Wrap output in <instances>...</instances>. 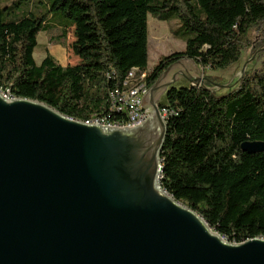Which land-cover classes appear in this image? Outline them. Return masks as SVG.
Masks as SVG:
<instances>
[{"label":"trees","instance_id":"trees-1","mask_svg":"<svg viewBox=\"0 0 264 264\" xmlns=\"http://www.w3.org/2000/svg\"><path fill=\"white\" fill-rule=\"evenodd\" d=\"M45 13L13 18L0 7V90L10 97L42 102L61 114L87 121L108 111V93L132 69L146 71L150 87L180 59L211 73L236 64L264 39V0H44ZM61 14L73 27L74 65L62 66L33 52L46 30V15ZM175 18L185 48L162 56L151 71L147 16ZM254 48V47H252ZM129 87V80L122 90ZM159 107L174 111L160 152V186L197 212L230 242L264 238V151L241 150L245 141L264 142V61L230 88L204 84L168 87Z\"/></svg>","mask_w":264,"mask_h":264},{"label":"water","instance_id":"water-1","mask_svg":"<svg viewBox=\"0 0 264 264\" xmlns=\"http://www.w3.org/2000/svg\"><path fill=\"white\" fill-rule=\"evenodd\" d=\"M187 63L198 66L180 59L159 74L135 127L76 120L0 90V264H264L263 237L226 240L159 184L160 99L181 77L204 81ZM241 150L263 152L264 142Z\"/></svg>","mask_w":264,"mask_h":264},{"label":"rangeland","instance_id":"rangeland-1","mask_svg":"<svg viewBox=\"0 0 264 264\" xmlns=\"http://www.w3.org/2000/svg\"><path fill=\"white\" fill-rule=\"evenodd\" d=\"M11 5H13V18H18L28 12L40 15L41 13H45L47 7L44 0H0V7ZM46 18V30L40 31L37 35V45L33 52L35 63L39 65L45 54L48 52L59 64L62 63V65H65L66 63V65H74L78 62V57H76L71 50V43L74 40L73 27L68 25V22L65 21L61 14L46 15ZM147 24V70L151 71L160 57L167 56L172 52L183 50L185 48V40L182 36L177 34L180 32V24L175 18L162 20L158 16L148 14ZM249 37L252 46L242 52V57L236 64H233L224 70L212 71V73L207 68L201 67L205 70L203 75L199 76L204 78L203 82H195L190 79L187 82H180V79H178L176 85H196L200 83L210 88L213 92H221L230 88L239 77L258 68L264 61V39L262 40L263 45L259 46V36L256 30L251 31ZM186 66L189 67L190 71L196 69V67L191 64H186ZM175 69L176 68H174L173 71H175ZM146 74L148 76L146 71H138L133 77H145ZM128 78H130V75H128ZM211 81L217 84L220 83L221 85L219 84L220 86H215V84H211ZM163 97L164 96L161 97L159 104L163 102ZM144 107L150 112L148 107ZM213 231L215 230L213 229Z\"/></svg>","mask_w":264,"mask_h":264},{"label":"built area","instance_id":"built-area-1","mask_svg":"<svg viewBox=\"0 0 264 264\" xmlns=\"http://www.w3.org/2000/svg\"><path fill=\"white\" fill-rule=\"evenodd\" d=\"M128 75L125 76L120 86H115L108 93V111L103 114H93L90 117L105 120V126L108 121H115V127H135L141 124L150 114L149 110L142 104L143 85H136L131 93H122V86L127 82ZM7 96H9L7 94ZM161 117L166 121L174 113L172 109L160 107Z\"/></svg>","mask_w":264,"mask_h":264},{"label":"bare ground","instance_id":"bare-ground-1","mask_svg":"<svg viewBox=\"0 0 264 264\" xmlns=\"http://www.w3.org/2000/svg\"><path fill=\"white\" fill-rule=\"evenodd\" d=\"M138 72L137 69H132L129 72L130 78L129 80V87L125 90H122V93H131V91L136 88V85H143V82H145L144 77H133L136 73ZM148 85L147 83L145 84V87H143V94H145L148 90ZM9 98V97H8ZM87 123H93V124H99V125H104L105 126V120L102 119H97L91 117L89 120L85 121ZM108 126H113L115 127V121H108Z\"/></svg>","mask_w":264,"mask_h":264},{"label":"crops","instance_id":"crops-1","mask_svg":"<svg viewBox=\"0 0 264 264\" xmlns=\"http://www.w3.org/2000/svg\"><path fill=\"white\" fill-rule=\"evenodd\" d=\"M66 59V58H65ZM66 62V61H65ZM61 65H62V63H60ZM187 64H189V63H187ZM62 66H66V63H65V65L63 64ZM188 69H189V67H188ZM195 70V71H194ZM194 70H189L190 72H191V74L193 73V75L194 76H202L203 75V72H205V70L204 69H202L199 65L196 67V69H194ZM209 74V73H208ZM187 82V81H189V79L188 78H186V77H181V79H180V82ZM178 82V80L174 83V84H176ZM220 84V83H219ZM219 84H217V83H215V86H220ZM164 98V97H163Z\"/></svg>","mask_w":264,"mask_h":264}]
</instances>
